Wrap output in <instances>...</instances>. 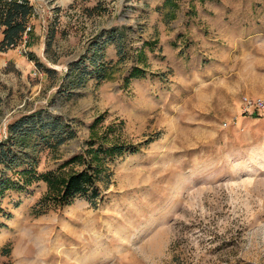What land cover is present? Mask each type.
<instances>
[{"label": "rangeland", "instance_id": "374dc122", "mask_svg": "<svg viewBox=\"0 0 264 264\" xmlns=\"http://www.w3.org/2000/svg\"><path fill=\"white\" fill-rule=\"evenodd\" d=\"M31 1L32 35L0 52V140L10 123L44 113L55 125L47 141H66L29 138L39 173L81 154L99 117V136L110 129L142 148L109 164L96 206L79 199L36 217L45 184L9 192L0 264H264V118L242 113L244 96L235 114L219 82L240 70L264 80V0ZM109 39L108 80L73 88L74 65L84 58L93 73ZM136 66L145 76L125 87Z\"/></svg>", "mask_w": 264, "mask_h": 264}, {"label": "trees", "instance_id": "16d2710c", "mask_svg": "<svg viewBox=\"0 0 264 264\" xmlns=\"http://www.w3.org/2000/svg\"><path fill=\"white\" fill-rule=\"evenodd\" d=\"M172 1L166 0L165 5H171ZM34 16L35 7L31 0H0L1 53L17 48L23 42L26 34L28 39L30 38ZM28 27L31 28L29 32H27ZM53 37L54 34L51 39ZM109 42H112V39H109ZM51 43L52 40H50V46ZM102 52L104 53L103 50ZM103 53L99 50L98 53L96 52V57L91 59V65L95 67L93 73H87L86 68L81 69V64L85 61L84 58L74 65L71 70L76 81L72 83L73 88L84 87L86 77L91 75L95 76L99 86L108 80L111 70L109 69L110 65L103 60ZM119 54L122 56V52ZM27 57L39 68H44L45 73L51 72L42 66L33 53H27ZM120 61H124L123 57ZM145 74L146 72L142 68L134 67L124 79V86L129 87L133 80L143 78ZM66 85L71 88L69 84ZM46 120L47 117L41 112L17 119L9 124L7 137L0 140V213L4 211L2 204L9 192H26L39 183L45 184L47 191L32 208V215L36 217L70 207L79 199H85L92 206H96L103 197L100 185L103 184L107 187L112 177L109 164L115 162L119 157L136 155L142 148V146L121 142L118 138H109V133H114L110 129L109 132L99 136L96 129L103 120L102 117H99L91 126L92 137L86 141L81 154L71 158L55 170L39 173L34 164L30 165V163H36V160H30L29 149L34 151L36 147L28 144V141L31 136H40L41 139H45L44 141L48 140L44 131L54 129L55 125L48 124ZM74 137L73 134H70L69 140ZM65 141L66 139L59 136L55 138L53 144L47 141L45 145L48 148L57 149ZM26 165H28L27 168H25ZM68 166H77L80 170L69 173L66 172ZM9 253V250L3 251L4 255Z\"/></svg>", "mask_w": 264, "mask_h": 264}, {"label": "crops", "instance_id": "0c3cea01", "mask_svg": "<svg viewBox=\"0 0 264 264\" xmlns=\"http://www.w3.org/2000/svg\"><path fill=\"white\" fill-rule=\"evenodd\" d=\"M103 51H104L103 53L104 62H110V61H113L115 58H117V51L112 42L104 43ZM251 70H253V73H255V69L253 66ZM239 78H242V79L248 78V79L254 80L253 83L249 82L248 84L250 86L255 85L257 87L256 91L250 90L249 87L247 90L245 87L247 82L242 83ZM219 82L221 83V88H222L223 93L228 97V100L231 101L229 102V105L231 104L233 105L235 114L240 113V101H239L238 106H234V100H241V98L245 95H248L251 97L264 98V80L261 79L260 75L257 76V74H250L248 76L246 73L245 75L241 74V70L235 71V72L229 71L227 72L226 75H224L221 79H219ZM249 117L254 118V119L264 118V116L262 117L249 116Z\"/></svg>", "mask_w": 264, "mask_h": 264}, {"label": "built area", "instance_id": "2783aa9c", "mask_svg": "<svg viewBox=\"0 0 264 264\" xmlns=\"http://www.w3.org/2000/svg\"><path fill=\"white\" fill-rule=\"evenodd\" d=\"M31 31L28 27L27 32ZM27 36V34L25 35ZM242 113L246 116H264V99L260 97L244 96L241 100Z\"/></svg>", "mask_w": 264, "mask_h": 264}]
</instances>
